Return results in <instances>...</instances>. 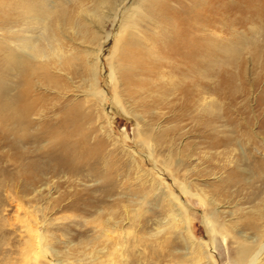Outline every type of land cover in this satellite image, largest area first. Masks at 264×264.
<instances>
[{"label":"bare ground","instance_id":"6f19581e","mask_svg":"<svg viewBox=\"0 0 264 264\" xmlns=\"http://www.w3.org/2000/svg\"><path fill=\"white\" fill-rule=\"evenodd\" d=\"M126 2L0 0V190L6 194L16 192L18 178L31 176L34 156L51 154L60 169L69 171L87 164L88 172L99 179L114 170L111 152H104L105 138L113 144L117 141L111 135L113 127L105 108L102 114L106 121L99 111L101 104L105 106V91L97 87V61L103 51L102 41L111 36L107 27L115 21L118 29L107 57L109 73L114 77L115 103L133 116L135 140L151 158L157 159L156 152L167 135L179 129L171 127L154 134L149 123L138 125L136 119L143 120L141 113L149 115L155 107L164 105L161 107L181 111L183 116L190 106L210 94H221L233 104L239 91L235 86L239 74L233 70L239 55L247 51L264 66V0H135L127 7ZM71 91L75 97L67 98ZM155 92L159 93L156 97ZM79 93L81 99L77 98ZM172 95L175 102L169 99ZM217 107L223 115L211 114L205 107L207 117L197 118L209 145L218 148L237 144L235 111L222 108L221 103ZM131 108L140 114H133ZM95 110L99 111L96 115ZM222 119L232 127L226 137L219 134L226 127L218 124ZM170 155L169 149L167 157L160 160L166 168L171 165ZM247 160L245 153L237 158L225 183L245 180L247 174L252 176L247 183H260L255 186L259 199L255 220L244 222L255 235L239 234L230 264H264V159H253L251 168H240ZM134 163L140 166L135 159ZM198 190L206 197L202 189ZM215 192L219 195L226 191L218 187ZM148 194V190L136 194L135 203L142 206ZM153 195L165 202L168 212L161 228L138 238L144 242V253L159 257L164 246L180 237L189 253L195 254L192 262L215 264L203 243L193 238L189 218L168 185L157 183ZM209 201L216 206L214 198ZM120 206L126 214L127 206ZM116 211L110 208L106 218L96 219L97 233L92 241L105 242L103 248L110 257L117 245H122L119 237L112 235L123 219L121 215L118 221ZM25 228L21 253L26 257L40 253L51 263L61 264L64 255L52 247L46 234L28 224ZM167 232L174 239L165 235L158 240L160 233ZM153 244H157V250L151 249ZM133 263L124 259L122 264Z\"/></svg>","mask_w":264,"mask_h":264},{"label":"rangeland","instance_id":"374dc122","mask_svg":"<svg viewBox=\"0 0 264 264\" xmlns=\"http://www.w3.org/2000/svg\"><path fill=\"white\" fill-rule=\"evenodd\" d=\"M128 1L124 6L135 0ZM125 8H121V12ZM117 22L107 27L111 29V36L109 40L102 41L103 51L97 61V87L105 91L102 100L105 106L99 104V111L103 121L109 118L113 127L111 135L117 141L113 144V141L105 138L104 152H111L110 161L114 164V170L107 178L99 179L88 172L87 164L69 171L60 169L51 154L34 156L31 176L15 181L16 192L10 196L3 189L0 190V264H53L40 253L27 257L21 253L26 238V224L46 234L52 247L61 256L64 255L61 264L73 263L77 259H80L76 261L77 264H111V258L114 264H122L124 259L133 260V264H195L192 262L195 254L189 253L180 237L173 244L164 246L159 257L143 251L142 236H150L151 232L154 233L166 222L167 206L165 202L157 200V195H153L159 182L166 183L179 198L183 212L189 218L193 238L203 243L215 264H230L232 249L240 233L255 235V231L246 227L245 223L255 220L254 211L259 206L255 186L260 183L257 182L255 186L253 182L247 183L252 179L251 174L245 175V180L225 181L242 154L245 153L248 160L242 161L240 168H251L253 159H264V66L261 67L247 51L239 55L238 66L233 68L239 74L235 81L239 91L233 104L222 98L221 94H210L200 99L197 105L190 106V112L186 110L183 116L181 111L161 107L164 105H159V109L155 107L149 115L141 113L143 120L136 119L138 125L149 123L154 134L171 127L179 129L167 135L162 147L156 152L157 159L151 158L144 146L135 140L136 124L133 116L115 103L112 86L114 77L109 73L107 57L116 36ZM209 81L212 82L211 79ZM78 82L76 80L74 83ZM67 84L70 85V82L67 81ZM157 94L155 92L153 95L156 97ZM172 96L169 99L174 98L175 102L176 96ZM70 97H75L72 91L67 94V98ZM77 98H82L80 93ZM220 103L222 108L235 111L233 116L239 125V140L234 145L224 144L212 148L198 119L206 116L205 107L210 109L211 114L221 115L217 107ZM124 106L129 110L128 105ZM102 107L107 117L102 114ZM131 110L135 115L140 114L137 109ZM99 111L95 110L94 114ZM218 124L226 126L225 131L219 133L221 137H226L231 125L223 119ZM169 149L171 165L166 168L160 160L167 157ZM133 151L134 159L140 166L134 163ZM218 187H224L226 192L216 194ZM198 188L204 191L206 197ZM142 190H148L149 194L146 202L139 207L135 203L136 194ZM211 198L216 200V206L209 201ZM17 203H20L19 207ZM119 204L127 206L126 214ZM110 208L117 210L118 221L121 215L123 218L112 233L119 237L118 241L122 245H117L111 257L106 255V249L103 248L105 242H92L97 233L96 219L106 218ZM168 233H160L158 240L166 236L174 239L175 236ZM151 249L157 250V244H153Z\"/></svg>","mask_w":264,"mask_h":264}]
</instances>
